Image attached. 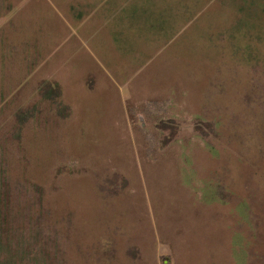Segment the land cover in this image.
<instances>
[{"label": "rangeland", "instance_id": "obj_1", "mask_svg": "<svg viewBox=\"0 0 264 264\" xmlns=\"http://www.w3.org/2000/svg\"><path fill=\"white\" fill-rule=\"evenodd\" d=\"M254 213L264 0H0V264H240Z\"/></svg>", "mask_w": 264, "mask_h": 264}, {"label": "crops", "instance_id": "obj_2", "mask_svg": "<svg viewBox=\"0 0 264 264\" xmlns=\"http://www.w3.org/2000/svg\"><path fill=\"white\" fill-rule=\"evenodd\" d=\"M251 218L255 221H259L263 219L264 221V214L258 216L256 213L250 214ZM253 231L256 228H249ZM260 237L264 236V229L263 234L258 232ZM257 236V233L253 234V239H249V241L242 244V246L234 245L233 253L235 255L236 261H241L240 264H251L255 262L257 264H264V239ZM256 245L255 243H258Z\"/></svg>", "mask_w": 264, "mask_h": 264}]
</instances>
